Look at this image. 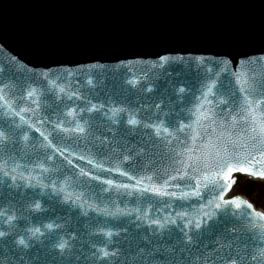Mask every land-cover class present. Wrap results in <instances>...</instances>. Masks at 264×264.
<instances>
[{
	"label": "snow or ice",
	"instance_id": "obj_1",
	"mask_svg": "<svg viewBox=\"0 0 264 264\" xmlns=\"http://www.w3.org/2000/svg\"><path fill=\"white\" fill-rule=\"evenodd\" d=\"M238 43L0 59V264H264V205L236 191L264 182V39Z\"/></svg>",
	"mask_w": 264,
	"mask_h": 264
},
{
	"label": "water",
	"instance_id": "obj_2",
	"mask_svg": "<svg viewBox=\"0 0 264 264\" xmlns=\"http://www.w3.org/2000/svg\"><path fill=\"white\" fill-rule=\"evenodd\" d=\"M0 39V59L18 54L54 70L214 55L239 41L261 45L264 0H0Z\"/></svg>",
	"mask_w": 264,
	"mask_h": 264
},
{
	"label": "rangeland",
	"instance_id": "obj_3",
	"mask_svg": "<svg viewBox=\"0 0 264 264\" xmlns=\"http://www.w3.org/2000/svg\"><path fill=\"white\" fill-rule=\"evenodd\" d=\"M250 180L241 179L238 183V187L236 189L237 192L242 194L245 197L246 186ZM254 192V196L250 199L258 208L264 205V184H256L255 186L249 189Z\"/></svg>",
	"mask_w": 264,
	"mask_h": 264
},
{
	"label": "trees",
	"instance_id": "obj_4",
	"mask_svg": "<svg viewBox=\"0 0 264 264\" xmlns=\"http://www.w3.org/2000/svg\"><path fill=\"white\" fill-rule=\"evenodd\" d=\"M252 186H254L253 183H250L248 185L249 188L252 187ZM249 188H247V190L245 191V193L250 197V196H252L254 194V192L252 190L250 191Z\"/></svg>",
	"mask_w": 264,
	"mask_h": 264
}]
</instances>
